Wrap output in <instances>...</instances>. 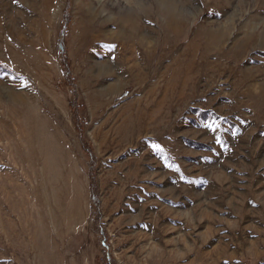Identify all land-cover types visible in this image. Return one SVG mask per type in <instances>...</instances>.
I'll list each match as a JSON object with an SVG mask.
<instances>
[{
	"label": "rangeland",
	"instance_id": "1",
	"mask_svg": "<svg viewBox=\"0 0 264 264\" xmlns=\"http://www.w3.org/2000/svg\"><path fill=\"white\" fill-rule=\"evenodd\" d=\"M0 62V264H264V0H0Z\"/></svg>",
	"mask_w": 264,
	"mask_h": 264
},
{
	"label": "trees",
	"instance_id": "2",
	"mask_svg": "<svg viewBox=\"0 0 264 264\" xmlns=\"http://www.w3.org/2000/svg\"><path fill=\"white\" fill-rule=\"evenodd\" d=\"M0 69H8V68H6L5 66H3L2 63L0 62ZM8 71H10L9 73L12 74V70H8ZM87 153L91 156V160L94 161V157H93V155L91 154V151H90L89 149H87ZM92 199H93L94 201H96V198H95L94 196H92ZM102 243H103V246H105V241H104V240L102 241ZM107 259H108V261H109V264H111V261H110L109 256L107 257Z\"/></svg>",
	"mask_w": 264,
	"mask_h": 264
}]
</instances>
